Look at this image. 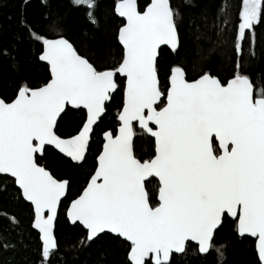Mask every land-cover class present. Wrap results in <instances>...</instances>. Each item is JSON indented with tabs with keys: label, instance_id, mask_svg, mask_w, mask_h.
Returning <instances> with one entry per match:
<instances>
[{
	"label": "snow or ice",
	"instance_id": "obj_1",
	"mask_svg": "<svg viewBox=\"0 0 264 264\" xmlns=\"http://www.w3.org/2000/svg\"><path fill=\"white\" fill-rule=\"evenodd\" d=\"M40 3L43 29L21 10L23 32L14 40L31 43L43 74L35 82L20 76L10 93L0 92V189L9 192L13 184L9 194L27 204L39 264L62 253L58 220L75 233L66 244L74 253L96 246L102 257L122 246L124 264H181L213 249L220 264L225 245L216 241L224 229L238 240L251 238L256 264H264V67L252 65L264 0H242L238 17L221 0L212 34L230 42L223 79L210 66L212 35L207 49L197 48L189 77L188 61L179 56L180 12L170 0H114L120 22L112 40L122 54L112 63L108 46L96 60L81 54L52 0ZM71 4L99 28L98 0ZM15 47H0V55L18 71ZM117 92L115 128L101 130L85 169L92 134ZM137 126L148 147L142 154ZM49 153L64 169L59 175L42 162ZM82 171L85 182L72 191ZM5 215L19 225L14 214Z\"/></svg>",
	"mask_w": 264,
	"mask_h": 264
},
{
	"label": "trees",
	"instance_id": "obj_2",
	"mask_svg": "<svg viewBox=\"0 0 264 264\" xmlns=\"http://www.w3.org/2000/svg\"><path fill=\"white\" fill-rule=\"evenodd\" d=\"M172 6L178 9L179 33H180V58L186 59L189 68V77L194 76L192 61L197 56V48L203 46L207 49L209 45L208 36L216 41V53L212 55L211 68L214 73L219 74L223 79L230 67L228 61L229 43H222L212 34L213 17L217 14L221 0H170ZM242 0H226L230 6L229 13L233 17H238L239 6ZM100 5L98 15L100 17L99 28L88 26L81 15V11L74 8L71 0H52L51 10L60 14L63 18L65 34L73 41L81 54L87 55L90 59L96 60L97 53L102 46L111 48V58L107 61L114 62L121 54L118 44L113 43V30L120 22L119 17L112 11L114 0H98ZM138 3H145V0H138ZM22 0H0V47H9L15 44V57L18 71L12 66L8 56L0 55V92L10 93L18 77L23 76L29 81L35 82L43 74L42 62H38L32 53V45L27 40H14L17 33H22L23 29L18 25V14L23 11L25 18L37 29L42 30L46 21L43 13L46 11L41 6L40 0H28L23 9ZM223 22V21H222ZM199 26V27H198ZM228 32H225V38ZM245 55L249 53L250 45L247 41L244 44ZM255 52L256 57L252 60L254 67H264V22H261L255 30ZM221 53H223L221 55ZM206 54V53H204ZM173 57H167L171 59ZM165 61L162 59L161 64ZM119 80L120 77L118 76ZM164 75L161 71V83ZM121 93L117 92L112 98V103L108 107V115L97 126L92 134V147L89 150L88 161L85 169L90 167L94 161V152L97 146L102 143L99 135L105 126L115 128V114L120 100ZM139 154L147 152L146 138L136 128ZM53 171L59 175L64 169L59 161L52 155L46 154L42 160ZM83 171L79 178L73 181L72 191H75L84 183ZM3 181L0 180V184ZM6 187L9 192L0 189V264H39L37 251L36 233L29 225V211L27 204L19 202L10 195L14 185L9 183ZM152 189L158 188V182L152 184ZM71 194V193H70ZM5 214H14L19 220V225L13 227ZM57 237L62 249V253L52 258V264H97L103 260V264H124L125 255L122 246H110L101 257L96 246L86 247L78 252H73L66 247V244L75 239V233L65 229L61 222L57 221ZM218 243L225 245L224 256L220 264H256L257 257L254 255V247L251 238L242 240L236 239L227 229L221 230L217 236ZM14 244V247L4 248L3 244ZM174 256V260H175ZM181 264H217L216 253L213 249L206 257L190 256Z\"/></svg>",
	"mask_w": 264,
	"mask_h": 264
},
{
	"label": "water",
	"instance_id": "obj_3",
	"mask_svg": "<svg viewBox=\"0 0 264 264\" xmlns=\"http://www.w3.org/2000/svg\"><path fill=\"white\" fill-rule=\"evenodd\" d=\"M138 127V126H137Z\"/></svg>",
	"mask_w": 264,
	"mask_h": 264
}]
</instances>
